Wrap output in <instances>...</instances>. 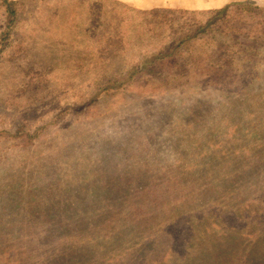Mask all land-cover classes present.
<instances>
[{
	"label": "rangeland",
	"instance_id": "1",
	"mask_svg": "<svg viewBox=\"0 0 264 264\" xmlns=\"http://www.w3.org/2000/svg\"><path fill=\"white\" fill-rule=\"evenodd\" d=\"M38 1L0 54V264H264V59L211 47L235 18L173 86L102 92L78 29L22 23ZM210 1L189 25L244 0Z\"/></svg>",
	"mask_w": 264,
	"mask_h": 264
},
{
	"label": "trees",
	"instance_id": "2",
	"mask_svg": "<svg viewBox=\"0 0 264 264\" xmlns=\"http://www.w3.org/2000/svg\"><path fill=\"white\" fill-rule=\"evenodd\" d=\"M48 1L34 3L29 12L33 16L22 23L38 28L52 38L50 48H59L58 45L62 43L54 42L53 35L49 36V32L43 31L52 28L46 25L55 23L59 27L78 29L79 35L89 44H79L83 52L77 57L80 61L77 68L80 73L84 71L101 75L102 92H123L128 88L142 87L145 82H156L160 87L173 86L179 73L187 74L191 69L194 70L191 61H179L177 57L189 51L193 42L209 37L215 24L223 20L225 24L231 18H235L234 24L237 26H231L229 33L211 46L218 52H224L225 49L236 55L227 60L228 69L234 71L244 66L245 54L252 55L255 62L264 59V8L254 0L233 2L216 10H204L213 16L201 25L192 26L185 15H192L193 12L183 9L140 10L117 0H97V4L93 0H52L53 4ZM25 2L0 0L3 11L0 54L9 46L14 28L20 23ZM46 12L66 19L56 20L50 15H42ZM224 37L232 41L224 43ZM158 71H161L159 75ZM260 245L264 249V240Z\"/></svg>",
	"mask_w": 264,
	"mask_h": 264
},
{
	"label": "crops",
	"instance_id": "3",
	"mask_svg": "<svg viewBox=\"0 0 264 264\" xmlns=\"http://www.w3.org/2000/svg\"><path fill=\"white\" fill-rule=\"evenodd\" d=\"M121 1L130 7H134L136 9L140 10H149L154 8H167V9H183V10H189V9H211V8H217L220 5L219 4H212L213 1L210 0H196L195 2L190 0H118ZM230 0H224V4L227 3ZM192 3H195L192 5Z\"/></svg>",
	"mask_w": 264,
	"mask_h": 264
}]
</instances>
